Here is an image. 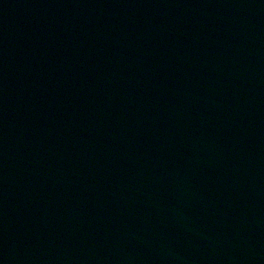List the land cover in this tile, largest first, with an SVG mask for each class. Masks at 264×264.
<instances>
[{
	"label": "water",
	"instance_id": "1",
	"mask_svg": "<svg viewBox=\"0 0 264 264\" xmlns=\"http://www.w3.org/2000/svg\"><path fill=\"white\" fill-rule=\"evenodd\" d=\"M0 264H264V0H0Z\"/></svg>",
	"mask_w": 264,
	"mask_h": 264
}]
</instances>
